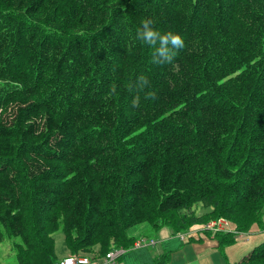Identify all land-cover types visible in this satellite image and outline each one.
I'll list each match as a JSON object with an SVG mask.
<instances>
[{"label": "trees", "instance_id": "obj_1", "mask_svg": "<svg viewBox=\"0 0 264 264\" xmlns=\"http://www.w3.org/2000/svg\"><path fill=\"white\" fill-rule=\"evenodd\" d=\"M144 18L183 38L171 64ZM263 202L264 0H0V229L24 264L57 261L60 222L71 253L106 254L195 205L240 232Z\"/></svg>", "mask_w": 264, "mask_h": 264}, {"label": "rangeland", "instance_id": "obj_2", "mask_svg": "<svg viewBox=\"0 0 264 264\" xmlns=\"http://www.w3.org/2000/svg\"><path fill=\"white\" fill-rule=\"evenodd\" d=\"M195 207L196 208L194 209V212L191 210V208L178 211L174 214L166 215L164 221L160 222L165 224V220H168L169 223L171 220H175L177 223L174 225V227L177 229L183 228L181 231L178 229L174 232L172 228L166 226L172 231L169 241L162 242L161 240H158V234L156 233V230H152L150 224L147 223L130 229L129 233L132 236L138 238V241L144 240L145 243L143 242V245L140 247L123 250V253L115 260L116 264H153V258L158 252L156 250H159L162 247L170 251V258L168 262L166 261V264H180L182 258H185V256H183L184 253L190 250L191 246H193V243L196 241L194 239H197L195 235L193 238H191V240H188L187 237H190L192 233H196L195 229L197 230L198 228H200L198 230L201 231V234L208 233L207 235L212 236L213 238H216L218 235L219 239V235H221V240L219 239V241H221L222 244H224L223 242L226 241L222 240L224 237L232 238L229 240L234 241L231 244L225 246L223 251L209 250L211 252V258L213 261H215V263L222 261V264H236L237 260L241 256L248 255L249 252L254 249V247L264 242V202L256 210L244 208V211L240 213L241 215H245L246 212H256L253 214V220H234L238 223L248 222L246 223V228L241 229L240 232L236 231L235 228H232L233 226L231 221H233V219L227 216H215V218L210 219L206 223L203 222L205 224L212 223L214 220L219 221V224L223 222L218 229L209 231L203 228V225H199L201 222H198L197 220H194L190 217L203 216L205 213H207L205 212L206 209L203 208L204 206L200 207V205H195ZM243 218H245V216H243ZM252 222H255L254 225H251ZM52 238L57 259L66 257L70 254L82 255L91 259V261L96 260L97 264H109L105 260V255L111 250H118L115 246L113 249H109V251L104 254L99 251V247L97 245H92L91 249L85 250L83 252L78 251V253H71L66 245L61 222L58 224L57 230L52 234ZM14 246L16 249L19 247L20 250L17 251ZM20 246L21 242L17 237L13 236L10 237V239H6L2 233V230L0 229V264H24L20 256V252L22 251V247ZM29 261L35 262L34 257H30Z\"/></svg>", "mask_w": 264, "mask_h": 264}, {"label": "clouds", "instance_id": "obj_3", "mask_svg": "<svg viewBox=\"0 0 264 264\" xmlns=\"http://www.w3.org/2000/svg\"><path fill=\"white\" fill-rule=\"evenodd\" d=\"M136 39L154 48L152 63L157 65L171 64L177 55V51L184 47V41L181 35L172 30L166 32L157 30L153 26V21L149 18L141 20L140 26L136 30ZM137 81L138 83L135 87L138 91H142L145 87L150 86V81L143 74L137 77ZM112 91L115 92V85L112 86ZM154 96L155 93L150 92L146 94L145 98ZM132 105L139 107V94L134 96Z\"/></svg>", "mask_w": 264, "mask_h": 264}, {"label": "crops", "instance_id": "obj_4", "mask_svg": "<svg viewBox=\"0 0 264 264\" xmlns=\"http://www.w3.org/2000/svg\"><path fill=\"white\" fill-rule=\"evenodd\" d=\"M198 229L197 230L195 229L196 233H192V235L188 238V240H191V238H193L195 235L197 239H194L196 241L193 243V246H191L190 250L184 253L183 256H185V258L184 259L182 258V260L180 261V264H213V263L222 264V261L215 263V261L212 260L211 252L209 250L223 251L225 247L223 249H220L218 247V241L216 240V238H213L212 236H208L207 235L208 233L201 234L200 233L201 231H199ZM156 233L158 234V240H161L162 242L169 241L172 235V231L168 229L166 226L157 229ZM156 251L158 252L156 253V256L153 258V262L155 260H158L159 258H162L163 256L167 257V262H168L170 258L169 250H166L164 249V247H162L161 249L156 250ZM240 258L238 260H240ZM59 259H62V258H59ZM94 263L97 264L96 260H94Z\"/></svg>", "mask_w": 264, "mask_h": 264}, {"label": "built area", "instance_id": "obj_5", "mask_svg": "<svg viewBox=\"0 0 264 264\" xmlns=\"http://www.w3.org/2000/svg\"><path fill=\"white\" fill-rule=\"evenodd\" d=\"M223 222H221L219 224V221H212V223H207L203 225V228L211 231V230H215L218 229ZM226 225V224H225ZM226 228V226H225ZM217 231V230H216ZM184 236V235H182ZM189 238V236L187 237V239ZM143 242L145 243L144 240H140L137 241L134 245V248L136 247H140L143 245ZM123 253L122 249H118V250H111L110 252H108L105 255V260L107 261V263L109 264H116L115 260ZM53 264H95L94 261H91V259L82 256V255H68L62 259H58L57 261H55Z\"/></svg>", "mask_w": 264, "mask_h": 264}]
</instances>
